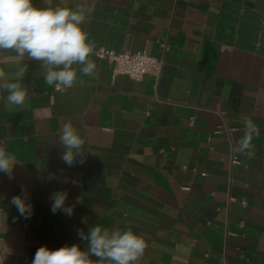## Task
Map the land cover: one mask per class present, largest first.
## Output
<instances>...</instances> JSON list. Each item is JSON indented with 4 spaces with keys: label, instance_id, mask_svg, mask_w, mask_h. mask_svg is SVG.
I'll use <instances>...</instances> for the list:
<instances>
[{
    "label": "crops",
    "instance_id": "crops-1",
    "mask_svg": "<svg viewBox=\"0 0 264 264\" xmlns=\"http://www.w3.org/2000/svg\"><path fill=\"white\" fill-rule=\"evenodd\" d=\"M81 3L94 51L145 50L162 71L113 76L93 51L95 73L74 65L76 83L58 91L41 62L0 53L9 81L27 67L29 93L24 106L5 108L0 90V144L19 161L12 179L0 173L6 264H32L41 246L86 251L78 230L97 224L144 237L137 264H264V0H67ZM242 117L259 129L251 156L232 150ZM67 122L86 139L72 167L59 142ZM57 191L68 193L71 216L51 211ZM22 193L28 219L10 203Z\"/></svg>",
    "mask_w": 264,
    "mask_h": 264
},
{
    "label": "clouds",
    "instance_id": "clouds-1",
    "mask_svg": "<svg viewBox=\"0 0 264 264\" xmlns=\"http://www.w3.org/2000/svg\"><path fill=\"white\" fill-rule=\"evenodd\" d=\"M47 7L34 6L33 0H0V53L11 52L20 61L25 58L41 62L45 84L54 86L58 91L71 88L77 81V69L82 65L80 74L91 76L96 71V64L89 59L95 45L89 42L84 25L87 22V9L83 3L69 7L67 0H61L64 6H51V0H45ZM27 71L26 66L19 67L14 78L9 81L0 68V90L8 94L5 108L22 107L29 98V93L20 80ZM84 83L83 80L80 81ZM244 129L242 136L235 141L232 150L251 156L252 140L258 134V127L249 117H242ZM59 142L66 149L62 160L72 167L77 157H82L86 139L71 122L63 124L59 132ZM15 154L7 151L0 144V173L13 178V171L18 164ZM83 159L79 163H83ZM68 193L53 192L50 196L51 211H63L73 214L74 206H66ZM79 198L77 203H79ZM10 203L20 216L28 219L33 212L28 197L23 193L13 196ZM3 213L4 231L7 230V213ZM81 240L87 241V250L79 245H65L55 250L41 246L35 252L32 264H137L147 247L144 237L131 229H108L100 224L91 227L86 234L78 230ZM95 257L96 259H92Z\"/></svg>",
    "mask_w": 264,
    "mask_h": 264
},
{
    "label": "built area",
    "instance_id": "built-area-1",
    "mask_svg": "<svg viewBox=\"0 0 264 264\" xmlns=\"http://www.w3.org/2000/svg\"><path fill=\"white\" fill-rule=\"evenodd\" d=\"M163 50L167 48V44H161ZM95 55L101 59L106 60L111 65L113 76L127 75L135 80H141L146 74L152 73L159 75L162 71L163 61L149 54L145 50H138L135 52L116 51L113 49L101 47L94 51ZM233 162H238L236 157H233ZM184 189H188L185 187ZM25 264L28 263V258H24ZM0 264H6L3 252L1 249L0 238Z\"/></svg>",
    "mask_w": 264,
    "mask_h": 264
}]
</instances>
